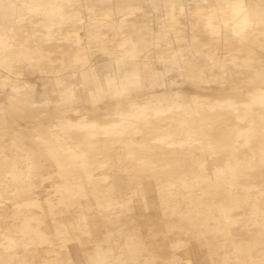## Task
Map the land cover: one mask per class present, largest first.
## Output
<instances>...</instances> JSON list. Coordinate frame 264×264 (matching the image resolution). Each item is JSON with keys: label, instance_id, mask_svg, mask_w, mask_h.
Listing matches in <instances>:
<instances>
[{"label": "rangeland", "instance_id": "374dc122", "mask_svg": "<svg viewBox=\"0 0 264 264\" xmlns=\"http://www.w3.org/2000/svg\"><path fill=\"white\" fill-rule=\"evenodd\" d=\"M29 1L14 3L26 13ZM43 1L53 9L0 22L9 49L0 50V109L25 126L14 135L5 125L0 144V205L13 210L0 225V264H95L107 254L128 264L125 251L140 264H264V44H255L264 37L229 35L249 1L171 8L156 45L146 1L144 11L141 0ZM255 24L264 29V19ZM71 62L99 86H85ZM157 135L192 143L167 157L164 145L148 147ZM120 170L142 182L129 202L98 187Z\"/></svg>", "mask_w": 264, "mask_h": 264}, {"label": "bare ground", "instance_id": "6f19581e", "mask_svg": "<svg viewBox=\"0 0 264 264\" xmlns=\"http://www.w3.org/2000/svg\"><path fill=\"white\" fill-rule=\"evenodd\" d=\"M248 1H249L248 5L251 6V9L250 10H245V9L240 10L241 11V19L243 20L244 23L243 24L236 23L229 29V33H230L229 35H232L234 38H239V40L246 39V36H254L257 39H259V37H261V36L264 37V29H260V27L255 24L258 21V19H264V9H263L264 1L263 0H248ZM26 2H28V1H26ZM29 2L30 3L26 5L27 7H25V9H28V12L23 13L24 9H22V10L19 9L17 13L20 14L21 16L24 14H36L40 10L43 11L44 13H46V12H49L50 9L52 8L47 4V2H44L43 0H30ZM233 5L236 6V8H239V9L241 8L239 2L236 0H233ZM239 9H238V11H239ZM0 12L4 13L3 18H1V20L8 21L6 24L12 22L13 17L17 14L15 12V10L12 8V6L9 4L8 0H0ZM9 15L11 16L10 18H9ZM104 16L105 17L103 19H107L108 17H114L115 16V18H117L116 19L117 22H118V20L120 22H123V16L124 15H123L122 10L117 9L116 15L113 16V14L108 13V14H104ZM115 18H114V20H115ZM71 19H72V16L68 15L65 18H63L62 22H64V20H71ZM125 19H126V17H125ZM1 38L2 37L0 35V39ZM255 44H256V47H260L261 45L264 44V41L258 40L255 42ZM125 46H126V44H125ZM129 48H131V47H129ZM0 50H3L5 52H9L7 45H5L4 47H0ZM103 50H105V49H103ZM122 52L123 51H121L120 53H122ZM129 52L139 53L140 50L132 48L129 50ZM230 52H231V50H230ZM106 53L107 52H105V55H106ZM224 54H227V51ZM233 57L235 58L234 55H233ZM72 63L78 64L80 66V73H81L80 75L82 76L83 84L85 86H91V85L99 86L98 81L93 80L91 72L89 70L83 68V65L81 63L71 62V64ZM109 67H110V71H113L115 69L114 60H112V59L110 60ZM263 68H264V64H263ZM159 76H160L159 78H161V75H159ZM148 77L151 78L150 75H148ZM122 78H128V77H127V75H123ZM67 83H69V81H67ZM122 92L124 93V90H122ZM247 93H249V92H247ZM14 103H15L14 101H11L10 105H7V108H14L15 107ZM4 109H6V108L0 109V144H2L3 141L6 139V135L3 132V128L6 126L9 128L10 134H14V135H17V133L20 135L25 134V126L23 125V123L22 122L19 123L16 120V118H14L13 116H10L8 114L6 115V112ZM155 137L156 138H154V140L151 139L150 143L148 142V147H151L152 145H154L156 143L164 145L166 147V150H167V151H165L167 153V157H179V154L183 153V150L185 149V147H187V151L190 149V145L192 143V141L185 140V139L167 141L165 138H163L161 136L157 135ZM242 137L243 136L237 135V137L234 138L233 142L229 144V146L233 145V147H231L228 150H230L231 152L239 150V146H240L239 142L241 141ZM117 149H119L122 152H125L127 150V149H123V148H117ZM24 161H25L26 165L28 163H30L31 165H34V167H36L37 173H39L41 171V167H37L36 162L34 160H32V158L25 157ZM131 161L132 160H130V158H122V160L120 162L123 165L121 164V167L126 166V164L128 166H131V163H130ZM133 162L136 163L135 165L140 164L139 160H136ZM216 162H222L224 164H227V161H224V157L222 155L217 157ZM230 162H234V161H230ZM206 170L204 168L203 169H196L195 172L198 174H204ZM167 177H169L171 179L166 180L164 182L165 184L169 185L170 183L175 181V179H173V177L171 175H169ZM167 177H165V178H167ZM124 182L131 183L132 188L126 187L124 185ZM147 182L149 183V181H147ZM154 182H155V180H154ZM136 183L142 184V182H139L138 179L136 181H134L132 179V177L126 175L124 172L122 173V171L120 170L119 172H116V174L111 176V177L101 179L100 185L98 187L100 190L104 191V193H106L112 199H115V200L117 199V200L122 201V202L123 201L129 202V201H131L130 199L132 198V196H134V195L136 196V194L138 195V193H140V191H135L136 187L138 186ZM155 183L158 184V182H155ZM226 195L230 198H234V196H236L237 194H235L234 190L229 188L228 191L226 192ZM186 203L187 202L184 201L181 204V207L182 208L186 207L187 206ZM3 207H5V208H3ZM85 207H86V210L88 212L93 211V209H92L93 207L92 208H90L88 206H85ZM165 207H166L165 212L169 213L171 204L166 202ZM115 209H121V211L126 210L125 207H121V206H117V207H115ZM258 211H259V209H258ZM12 213H13V210L11 209V207H8V206H5L4 204H1L0 205V225H5L7 227L9 225V222L6 219L8 217H10L12 215ZM260 213L264 214V209L261 210ZM64 217H65L64 220H68L67 215H64ZM38 251L40 253H43V254H50V247L49 246L38 247ZM122 257L125 258V260L127 261L128 264H132L134 262L136 264H140L142 262L141 258L136 259L135 256H132L129 253V251H125V253H124V255H122ZM181 259H182L181 256L175 255L173 257V260L176 262H178ZM95 260H96L94 262L95 264H119L118 261L115 260L109 254L105 255L103 257V260H97V259H95Z\"/></svg>", "mask_w": 264, "mask_h": 264}, {"label": "crops", "instance_id": "0c3cea01", "mask_svg": "<svg viewBox=\"0 0 264 264\" xmlns=\"http://www.w3.org/2000/svg\"><path fill=\"white\" fill-rule=\"evenodd\" d=\"M9 4L12 6V8L15 10V12L17 13L19 9H17V6L14 3V0H8ZM112 1V0H111ZM110 1V2H111ZM146 1L147 6L150 8L148 10L149 15H153V17H150L149 19H151V23H152V30H151V36H149V43H153L154 45L159 44L162 41H165V39H163V35L161 34L162 31H164V28H167V18L165 17L166 15H168L167 11L170 12L171 8H174L176 11L180 10L181 6L185 7V14L190 13V12H194V5L197 4V2H200L202 0H183L181 2V0L177 1L174 0V3H172L170 0H167L168 3L166 4V0L162 2V4H153L150 2V0H141L140 1V9L142 11H144V3ZM148 1V2H147ZM115 4L111 3L109 6H107V9H115ZM17 9V10H16ZM145 14H147V11L144 12ZM3 14L0 12V22L3 23H7L8 21L6 20H1V18H3ZM180 21H182V18L179 17L178 18ZM157 70V69H156ZM155 70V71H156ZM150 76L151 73L150 71H148ZM153 75V74H152ZM154 76V75H153Z\"/></svg>", "mask_w": 264, "mask_h": 264}]
</instances>
